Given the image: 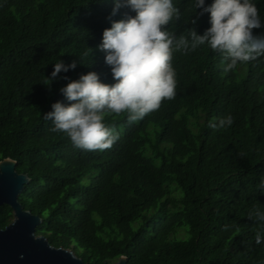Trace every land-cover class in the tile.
I'll use <instances>...</instances> for the list:
<instances>
[{
	"label": "trees",
	"instance_id": "trees-1",
	"mask_svg": "<svg viewBox=\"0 0 264 264\" xmlns=\"http://www.w3.org/2000/svg\"><path fill=\"white\" fill-rule=\"evenodd\" d=\"M253 2L264 21V0ZM174 3L182 18L169 27L179 34L193 27L196 10L193 0ZM115 5L0 0V163L11 159L28 177L19 203L42 220L37 235L86 264H264L260 225L247 218L254 206L264 209V57L225 72L207 46L177 53L176 98L137 123L109 117L120 138L108 150L78 149L44 120L52 104L69 103L60 90L82 75L116 82L98 46L113 21L135 12L113 15ZM209 21L208 13L199 18L198 34ZM253 32L264 36V26ZM88 47L93 54L80 63ZM59 60L77 67L49 89L43 78ZM229 114L231 127H209ZM13 221L3 206L0 228Z\"/></svg>",
	"mask_w": 264,
	"mask_h": 264
},
{
	"label": "clouds",
	"instance_id": "clouds-1",
	"mask_svg": "<svg viewBox=\"0 0 264 264\" xmlns=\"http://www.w3.org/2000/svg\"><path fill=\"white\" fill-rule=\"evenodd\" d=\"M120 8H130L135 16L113 21L98 46L106 53L105 62L116 82L104 83L94 71L82 75L60 90L69 103L56 102L52 111L43 114L44 120L51 121L52 131L63 133L78 149L112 148L120 136L114 124L106 123L109 117L126 114L129 124L137 123L159 111L165 101L174 100L179 83L174 66L177 53L187 56L207 46L226 62L225 72L264 57V36L253 32L264 26V21L253 0H213L210 5H206V0H193V27H186L179 34L169 27L182 18L174 0H116L113 15ZM205 13L210 14L211 26L201 35L195 25ZM93 51L88 47L79 62L92 56ZM76 67L77 61L65 64L59 60L42 84L50 89L61 72ZM233 123L229 114L218 122L210 121L209 127L226 129ZM257 188L264 191V181ZM247 218L260 225L261 230L255 234V241L260 244L264 241V209L254 206ZM233 227L236 226L225 225V230Z\"/></svg>",
	"mask_w": 264,
	"mask_h": 264
},
{
	"label": "water",
	"instance_id": "water-1",
	"mask_svg": "<svg viewBox=\"0 0 264 264\" xmlns=\"http://www.w3.org/2000/svg\"><path fill=\"white\" fill-rule=\"evenodd\" d=\"M16 167L11 159L0 163V212L3 206H10L14 212V221L5 229L0 228V264H86L72 250L55 248L37 235L42 220L19 203L29 179L18 174ZM115 264L128 261L121 257Z\"/></svg>",
	"mask_w": 264,
	"mask_h": 264
},
{
	"label": "rangeland",
	"instance_id": "rangeland-1",
	"mask_svg": "<svg viewBox=\"0 0 264 264\" xmlns=\"http://www.w3.org/2000/svg\"><path fill=\"white\" fill-rule=\"evenodd\" d=\"M77 251V250H76Z\"/></svg>",
	"mask_w": 264,
	"mask_h": 264
}]
</instances>
